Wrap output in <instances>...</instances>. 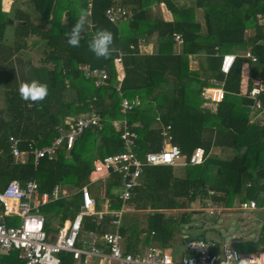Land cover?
<instances>
[{"label": "trees", "instance_id": "16d2710c", "mask_svg": "<svg viewBox=\"0 0 264 264\" xmlns=\"http://www.w3.org/2000/svg\"><path fill=\"white\" fill-rule=\"evenodd\" d=\"M113 1L92 0L89 16V21L94 22L92 34L99 28L110 30L116 49L111 57L98 59L88 48L92 34L86 32L87 26L78 48L70 47L64 36L75 23L80 9H86V0H29L40 15L43 28L31 19L22 18L19 15L22 9L16 2L8 12L3 11L0 0V189L11 179L25 183L31 178L38 182L42 191L55 184L73 188L82 186L95 161L122 151L121 130L115 125L117 119L126 118L130 124L138 123L135 130L139 136V153L158 150L162 136L159 129L150 125L159 112L162 122L171 126L172 140L182 153L189 156L195 147L201 146L206 157L199 165H187L183 178L176 176L173 166H143L129 204L138 211L154 210L146 212L144 221L139 218L140 212L122 215L120 232L126 250L131 251L142 238L148 242L152 231L154 240L165 241L181 225L191 223V212L167 216L161 209L185 208L184 198L193 200L209 190L221 193L222 197L217 196L216 201L224 198L228 169L233 174L232 187L237 188V192L241 193L247 183L252 185L247 191L254 190L256 196L264 192V142L256 140L248 123L247 104L252 99L238 95L244 67L250 78L247 89L252 86L251 79L261 78L264 82V0H155L165 3L173 16L171 21L152 17L150 11L142 7V0H136L128 9L133 13L131 18L110 21L105 10L117 4ZM63 14L68 17L66 23L62 21ZM12 26L13 39L8 42L6 31ZM36 33L45 40V47L36 57L37 62H32L29 55L15 56L26 38ZM176 33L183 39L179 45L180 53L176 52L172 41ZM153 34L168 40L160 42L154 53L141 52L139 43L147 41ZM247 46L256 56L255 61L244 57V52H237ZM120 50L124 52L123 96L130 99L137 95L142 100L127 113L121 111V95L115 89L116 58ZM224 53L236 55L227 74L220 70ZM188 54L197 61L196 68L189 67ZM81 64L91 70H105L107 85L96 86L92 78L79 69ZM32 79L46 83L49 88V95L39 105L25 102L18 95V84ZM221 79H225L226 94L218 103L217 112L208 113L201 108V91L213 80ZM259 98L264 106V91ZM91 110L99 114L100 126L84 130L75 140L69 158L59 152L52 160L41 158L36 166L32 158L25 164L14 162L8 150L10 135L20 139L21 149L30 140L42 146L56 137L55 126L64 123V119L71 120L89 114ZM252 126L258 128V125ZM213 145H227L237 153L229 161L208 156ZM251 145L255 146L253 150ZM119 182L120 174L105 182L103 196L109 202V210L120 207L113 191ZM263 203L264 200L259 202ZM80 205L79 194L45 205V209L49 208L45 211V228L51 234V240L64 220L79 211ZM96 209H101L98 197ZM53 213L58 217L55 232L49 227V217ZM107 221L104 218L96 225L90 216H86L84 231H103ZM248 244L251 246L247 250L257 247L256 242ZM62 254V264H70V255Z\"/></svg>", "mask_w": 264, "mask_h": 264}, {"label": "built area", "instance_id": "2783aa9c", "mask_svg": "<svg viewBox=\"0 0 264 264\" xmlns=\"http://www.w3.org/2000/svg\"><path fill=\"white\" fill-rule=\"evenodd\" d=\"M87 1V11L91 15L92 0ZM10 1H7V6ZM132 11L122 6L114 5L105 10V16L110 21H124L132 17ZM89 15V16H90ZM93 24L87 22L91 30ZM172 41L181 44L180 34L172 36ZM244 57L256 60L250 50L244 52ZM123 53L119 51L116 58L117 76L115 89L121 95L120 107L124 113L132 110L139 104L138 97L129 99L123 96L121 84L124 78ZM233 53L223 54L220 70L227 74L235 61ZM79 69L90 76L96 86L107 85V73L103 69L91 70L89 66L81 64ZM216 84V82H214ZM218 84V83H217ZM222 85V84H221ZM264 91V82L260 78L253 81L252 86L246 89L244 95L252 102L247 104L253 120L264 122V106L259 94ZM203 95L213 102H220L225 96V90L220 85L203 88ZM67 127L56 126L57 136L44 146H35L29 143L26 150H21L19 140L15 136L8 137L11 155L16 161L25 163L28 155L33 156L37 165L41 158L52 160L63 149L69 153L74 147L75 140L90 126H100V116L94 111L82 114L67 123ZM121 130L122 151L106 155L94 163L90 173L93 182H105L120 174L121 189L118 198L122 206L119 210L96 211L95 200L88 188H81V206L71 220H66L51 240L45 229V216L41 209L44 204L55 201L67 194L66 190L55 185L50 191H39V185L34 179L22 184L18 179H11L4 188L0 189V254H9L18 251V258L23 264H62L60 254L66 253L81 264H90L92 258L99 260V264H264V250L239 251L225 242L213 239L195 238L186 243L185 256L176 260L168 252H159L155 247H149L143 253H130L124 250L122 236L118 231L120 218L127 209L126 203L132 196V191L138 183L144 165L177 164L182 159V152L177 145L164 143L158 152L146 151L139 153L136 146L137 134L126 119L115 121ZM205 150L195 148L188 159L189 164L198 165L205 159ZM254 201L242 202L241 208H255ZM110 216V222L115 231L105 232L100 238L90 232L88 238H81L82 220L84 216L93 215L102 219ZM6 216L21 218L20 225L7 226ZM103 245L104 247H101Z\"/></svg>", "mask_w": 264, "mask_h": 264}, {"label": "crops", "instance_id": "0c3cea01", "mask_svg": "<svg viewBox=\"0 0 264 264\" xmlns=\"http://www.w3.org/2000/svg\"><path fill=\"white\" fill-rule=\"evenodd\" d=\"M7 1H10V5L9 6H7ZM1 2H2V10L5 11V12H8L11 9V7L14 5V2H16L18 4V6L22 9V11H20V14H19V15H21L22 18H25V19H28V20L31 19L32 22L35 23V25H38L41 28L44 27L43 23L40 21L39 13L35 11V9L33 8L32 4L30 5V3H28L29 0H1ZM113 3L116 4V1L114 0ZM141 3H142V7L146 8L147 10L150 11L152 17H156L158 19H163L165 21H171L173 19V16H172L171 12L169 11V9L167 8V6L165 5V3L156 2L155 0H149V1H143L142 0ZM116 5L124 7L123 5H121L119 3H117ZM124 8H126V7H124ZM86 10H87V1H86ZM24 11H26V13H23ZM156 12H159V14L156 15ZM89 20H90V18H88V21ZM62 21L65 22V23H66V21H68V17L66 18V16L64 14H63V17H62ZM120 23H122V22H120ZM92 24L94 26V22H92ZM35 25H33L32 27H35ZM86 26H87V24H86ZM93 26H92V28H93ZM13 27L14 26H12L11 28L8 27V29L6 31V36H7L6 38L8 39V42L11 41V39H13L12 38V33L14 31ZM92 28H91V30L86 29V32H89V33L92 34L93 33ZM93 36H94V34H92V37ZM163 38L164 37L160 38V37H157L155 34H153L152 36L149 37V39L147 41L144 40L141 43H139L140 51L143 52V53H154V52H156L157 49H158L159 43L164 41V40H168V38H165V39H163ZM39 41H40V38L38 37L37 33L33 34V35L32 34L29 35V37H27L26 40L24 41V46L20 49V51H17L15 53V56L20 55V56L24 57L25 54H29L31 57L34 55V57L36 58V54H39V51L42 50V49L39 50L40 49ZM179 45L180 44H176L175 43L176 52L180 53ZM247 50H250L249 46H247L246 48L238 49L237 52L242 53V52H245ZM122 53H123V57H124V52H122ZM224 54H226V53H224ZM39 56H40V54H39ZM222 56H221V60H222ZM123 57H122V60H123ZM187 57H188V65H189V67L190 68H196L197 61L193 59V55L192 54H188ZM220 65H221V63H220ZM117 72H118V70H117ZM116 76H117V74H116ZM249 79L250 78H249L248 69L244 67L243 76H242V79H241V82H240V91L241 92L238 93V95L244 96V93H245V91L247 89V86L249 84ZM251 80L254 81V79H251ZM253 81H252V84H253ZM214 82H216V84H214ZM213 85H220L225 90V87H224L225 86V79L213 80L212 84L208 85V86H213ZM205 87H207V86H205ZM205 87H203V88H205ZM225 94H226V90H225ZM135 97H138L139 104H141V101H142L141 98L139 96H137V95ZM135 97L130 98V99H134ZM201 97H202L201 108L202 109L204 108V110L208 111V113L215 114L217 112V108H218V103L219 102L218 103L217 102H213V101L209 100L207 97H205L203 95V89L201 91ZM138 105H136V106H138ZM92 111H94V110H91V112ZM253 117H254V115L251 112H248V118L247 119H248V123L251 124L250 125V129H251L254 137L256 138V140H260L261 142H264V131L263 132L261 131L262 129L264 130V122L263 121H258V120H253ZM75 118L76 117H74L71 120L70 119L69 120L64 119V123L62 122V123H59L58 125H62L63 127H67L68 126L67 123L74 121ZM122 119H126V118H122ZM119 120H121V119H117L116 121H119ZM128 123H129V121H128ZM252 124H254L256 126L258 125V128L253 127ZM58 125H56V126H58ZM130 125L132 126L133 130L137 134L136 146L139 147L138 146V137L139 136H138L137 131L135 130V127L138 125V123H132ZM56 126H55V129H56ZM150 127L154 128V129H156V128L159 129L162 138H161V146H160V148L158 150H147V151L158 152V151H160L162 149V147L164 146L165 142H168V144L177 145L179 147V145L177 143H174L173 140H172V136H171V133H170L171 126L169 124H164V122H162L161 115H160L159 112L156 113L154 121L151 123ZM260 128H261V130H260ZM56 132H57V130H56ZM18 140H19V147H20V139L18 138ZM29 143H32L33 145L38 146V145L35 144L34 140H30L28 142L27 146L24 149H21V148L20 149L21 150H26L28 148ZM44 145H46V144H44ZM44 145H42V146H44ZM198 147H201V146H198ZM195 148H197V147H195ZM195 148L192 150V152H191V154L189 156H187V154H185V153H182V159L180 160L179 163L174 164V165H171V164H165V165L173 166L174 167V171H175L174 173L176 174L177 177H180V178L185 177V175H186V166L187 165L195 166V165L189 164L187 162L188 159L190 158V156L192 155V153L194 152ZM250 149L253 150L254 147H252V148L250 147ZM8 150H9V146H8ZM9 152H10V150H9ZM236 153H237L236 149H233V148H231V147H229L227 145H225V146L213 145V146H211V149H210V151L208 153V156L216 157V158L221 159V160L229 161V160H231L233 158V156ZM70 154H71V151L69 153L65 152L64 157L65 158H69L71 156ZM10 155H11V153H10ZM57 155L55 157H57ZM12 158H13V156H12ZM29 158H32V160H33V156L32 155H28L26 160L28 161ZM14 162L20 163V164H25L26 163V162L25 163H21L20 161H16L15 159H14ZM33 163H34V160H33ZM93 166H94V164H93ZM92 169H93V167L91 168V170H90V172L88 174V179H87L86 183H84L82 186H80L78 188H76V187H74V188L73 187H66V186H62L60 184H55V185L62 186L67 192L66 195L61 196L59 199H63V198L67 199V198H70L71 196H73L75 194H79V196L81 198V188L83 186H86L88 188V190H89V186L94 184V183H96V181L93 182L90 179V173H91ZM232 178H233V174H232L231 170L228 169L226 171V178H225V189H224L225 190V194H224V198H222L219 202L216 201L215 199L218 198L217 196H221V193H216V192H213V191L209 190V191H207V193H204L203 195L201 193V194L195 196L193 200H187V199L184 198L183 201H184L185 206H186L185 208H164V209H161V210L166 212L165 214L167 216L168 215L176 216L180 212H184V211L191 212L190 215H189V219H191V218H200L204 214V212H209V213L213 214L214 211H217L218 213H220V212H223L225 210L226 212H229V216L234 214V213H236V212H238V216L237 217L235 216L232 219V222H231V225H230V228L232 229V231L228 235V239L232 240V242H233L232 244L228 243L225 239H222V240H216V239H213V238H209V239H213V240H216L218 242H225L226 244L230 245L231 247H233V248H235V249H237L239 251H245L246 252V251L264 250V203L263 204H259V202H261V200H264V198H263L264 192L261 193L259 196H256V192L254 190H248L247 191V188L249 186H252L250 183H247V184L243 185L241 193L237 192V188H233L232 187L233 186L232 183H234V180L232 181ZM31 179H34V178H31ZM105 182H103V183L100 182L101 188H100L99 194H94L93 193V195H92L90 190H89L91 196L95 200L94 209L96 211H107V210L110 209L108 207L109 202L107 200H105L104 208L96 209V197H98L100 200H103L102 197H104L103 195L105 193ZM6 184L4 185V187L6 186ZM22 184H24V183H22ZM52 188H53V186L50 189L43 190V191L40 190V188H39V191L40 192L50 191ZM120 189H121V186H120V182H119V186H116V187L113 188V191L116 193L117 199L120 201V207L118 209H115V210H119L121 208V206H122L121 200L118 198V193H119ZM59 199H57V200H59ZM104 199H105V197H104ZM205 199H208V203L205 202ZM57 200H55V201H57ZM55 201H52V202H55ZM245 201H254L256 203V207L255 208H251V209H243V208H241L242 202H245ZM81 202H82V200H81ZM49 203H51V202H49ZM44 205H46V204H44ZM126 207H127V209L125 211H123V213L121 214V218H120V225L118 227V231H119L120 234H121V232H120L121 220H122V215L124 213H126V212H129V213L143 212L144 213L145 212V214H146V212H151V211L154 210V209H150L149 208V209H146L145 211H141V210L138 211L132 205L129 204V200L126 203ZM75 214H74V216H75ZM44 216H45V214H44ZM74 216L73 217L69 216L68 218H66L64 220V222L66 220L73 219ZM88 216H90L92 218V220L94 222H96V225L99 224L100 221L103 220L104 218H107L108 221L106 223V229L103 230V231H100V230H97V229H90V230L84 231V224H83L84 218H83V220H82V228H81V233H80V237L81 238H84L85 235H87V238H88L90 232H93L97 236V238H100V236L103 233L110 232L109 228H113L112 231H115L116 228L114 227V225L111 224L110 216L108 214L104 215V217L102 219H97V217L93 216V215H88ZM145 216L146 215H144V217L143 216H139V218L142 221H144ZM6 217H13V216H6ZM84 217H86V216H84ZM205 224H206V221L201 220L200 221V226L195 228V229H202V228H204ZM185 225L186 224L181 225L179 227V230L175 231L173 236H170L169 238H166L165 241L154 240V238H153L154 232L152 231L150 233V235H149L148 242H147V240L145 241L142 238L141 241L137 244L136 248L131 250V251H127L126 250L125 241H124V238H123V236L121 234L122 240H123L122 241L123 248H124V250H126L127 252H130V253H143L149 247H155L156 250H158L159 252H168L176 260H180V259H182L185 256V248H186V243L187 242L184 241V238L187 237V235L193 234V233L184 232V231L181 230ZM142 226H143V224H142ZM193 228L194 227H192V225L188 226V229H193ZM224 229L226 231L229 230V228H227V227H225ZM193 235H196V234H193ZM49 236L51 238V234ZM197 238H198V236H197ZM251 241L252 242H256L257 243V247L254 250H247L246 248L251 246V244H248V242H251ZM100 246L104 247L103 245H100ZM243 248H245V249H243ZM61 255H63V254H60V258L62 260ZM64 255H68V254L64 253ZM70 261H71L70 264H81L80 261L74 260L72 258V256H70ZM10 262H13V263H10ZM61 263H62V261H61ZM0 264H23V262L18 258V251L12 250V251L9 252V254H0ZM90 264H99V260L96 259V258H92Z\"/></svg>", "mask_w": 264, "mask_h": 264}, {"label": "clouds", "instance_id": "9594fccd", "mask_svg": "<svg viewBox=\"0 0 264 264\" xmlns=\"http://www.w3.org/2000/svg\"><path fill=\"white\" fill-rule=\"evenodd\" d=\"M89 15L90 13L86 9H80L75 23L64 33L70 47H80L82 32L85 30ZM88 48L98 59L111 57L116 51L114 34L106 28L97 29L94 36L88 41ZM17 91L21 100L38 105L49 95L48 85L38 79L20 82Z\"/></svg>", "mask_w": 264, "mask_h": 264}, {"label": "rangeland", "instance_id": "374dc122", "mask_svg": "<svg viewBox=\"0 0 264 264\" xmlns=\"http://www.w3.org/2000/svg\"><path fill=\"white\" fill-rule=\"evenodd\" d=\"M116 3H119L126 7L127 9L132 8L133 4L136 3V0H115ZM154 12V11H153ZM159 14V12H156V15ZM39 37V36H38ZM40 38V37H39ZM39 40V39H38ZM39 46L40 49H43L45 47V40L41 37L39 41ZM246 48V47H245ZM41 52V51H40ZM39 52V54H40ZM39 54L36 55V57L39 56ZM29 54H25L24 57H27ZM30 56V55H29ZM32 62H37L36 58L34 55L31 57ZM194 67V66H193ZM1 93H0V105H2V100H1ZM253 147V145H251ZM255 147V146H254ZM59 152H63L65 154V151L61 149ZM100 182H96L92 185L89 186V190L91 194H99L100 192ZM103 200H100L101 202V208H104L105 206V200L104 197H102ZM205 202L208 203V199H205ZM43 213L46 216V212L48 211V207L45 209V205L41 207ZM231 213V212H230ZM145 212H140L139 216L144 217ZM238 216V212L232 214L229 216V212H226L225 210L223 212L218 213L217 211H214L213 214L209 212H204V214L200 218H191L190 219V224H186L181 230L184 232H190L193 234H196L198 237H205V238H213L216 240H222L225 239L228 243H233L232 240L228 239L229 233L232 231L230 228L232 219L234 217ZM204 220L206 221V224L204 225V228L202 229H195L200 226V221ZM6 225L7 226H18L20 224L21 218L19 217H6L5 218ZM58 224V217L53 213V215H50L49 217V227L50 229L55 232L56 225ZM192 225L194 227L193 229H188V226ZM227 227L229 228L228 231H226L224 228ZM110 231L113 230V228H109ZM84 238H87V235L84 236Z\"/></svg>", "mask_w": 264, "mask_h": 264}, {"label": "water", "instance_id": "95a60500", "mask_svg": "<svg viewBox=\"0 0 264 264\" xmlns=\"http://www.w3.org/2000/svg\"><path fill=\"white\" fill-rule=\"evenodd\" d=\"M195 238H197L196 235L190 234V235H187V237L184 238V241L188 242V241H191V240H193ZM198 238H204V237H198Z\"/></svg>", "mask_w": 264, "mask_h": 264}]
</instances>
